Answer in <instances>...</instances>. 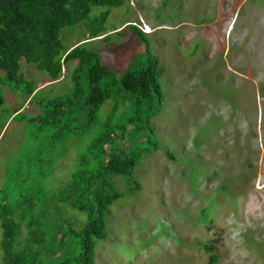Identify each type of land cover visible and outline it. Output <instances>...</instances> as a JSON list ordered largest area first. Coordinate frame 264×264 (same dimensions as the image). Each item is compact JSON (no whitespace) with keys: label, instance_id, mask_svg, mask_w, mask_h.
Segmentation results:
<instances>
[{"label":"rangeland","instance_id":"rangeland-1","mask_svg":"<svg viewBox=\"0 0 264 264\" xmlns=\"http://www.w3.org/2000/svg\"><path fill=\"white\" fill-rule=\"evenodd\" d=\"M105 10L107 33L86 46L120 76L146 58L135 28L126 27L135 24L161 71L163 106L151 119L156 149L140 145L132 175L112 177L122 196L110 208L96 264H208L214 252L217 264H264V0H127L93 6L90 16ZM85 24L62 29L66 48L86 41ZM23 66L43 96L72 91L66 66L58 81ZM0 93L9 111L24 104L0 128V195L8 178L52 190L67 183L114 106L109 99L88 133L51 150L48 132L28 120L36 103L1 84ZM66 214L82 223L77 209ZM1 239L0 221V264Z\"/></svg>","mask_w":264,"mask_h":264},{"label":"trees","instance_id":"trees-1","mask_svg":"<svg viewBox=\"0 0 264 264\" xmlns=\"http://www.w3.org/2000/svg\"><path fill=\"white\" fill-rule=\"evenodd\" d=\"M126 2L0 0V84L21 91L26 101L36 103L39 112L28 120L38 124L40 134L48 132L51 150L74 140L77 134L88 133L104 104L114 100L67 183L52 190L43 184H13L8 178L0 195L1 264H96L98 246L108 236L110 208L122 196L112 177L132 175L141 155L140 145L146 152L158 146L151 119L163 106L161 71L146 33L126 23L145 44L146 58L120 76L98 51L86 46L89 40L107 33L109 11L91 17L93 6L113 8ZM82 22L89 36L81 41H86L66 48L62 29H73ZM24 62L46 72L51 81L60 79L66 66L74 83L72 91L43 96L35 81L25 76ZM5 104L0 93V128L21 116L24 105L9 111ZM120 107L123 111L116 117ZM39 149L46 150V144ZM67 207L83 214L80 225L66 214ZM204 249L212 247L206 244ZM218 259L214 252L208 264H217Z\"/></svg>","mask_w":264,"mask_h":264},{"label":"bare ground","instance_id":"bare-ground-1","mask_svg":"<svg viewBox=\"0 0 264 264\" xmlns=\"http://www.w3.org/2000/svg\"><path fill=\"white\" fill-rule=\"evenodd\" d=\"M145 31L146 32H152V29L149 28V29H146Z\"/></svg>","mask_w":264,"mask_h":264},{"label":"clouds","instance_id":"clouds-1","mask_svg":"<svg viewBox=\"0 0 264 264\" xmlns=\"http://www.w3.org/2000/svg\"><path fill=\"white\" fill-rule=\"evenodd\" d=\"M141 29H144V28L142 27ZM62 76H64V74ZM58 80H60V79H58ZM58 80H55V81H58Z\"/></svg>","mask_w":264,"mask_h":264}]
</instances>
